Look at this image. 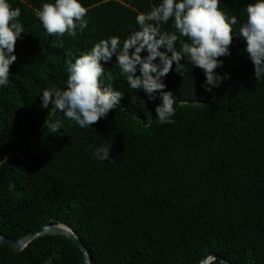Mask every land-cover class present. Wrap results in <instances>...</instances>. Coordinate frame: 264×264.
I'll return each mask as SVG.
<instances>
[{
  "label": "trees",
  "instance_id": "trees-1",
  "mask_svg": "<svg viewBox=\"0 0 264 264\" xmlns=\"http://www.w3.org/2000/svg\"><path fill=\"white\" fill-rule=\"evenodd\" d=\"M45 2L54 0H9L25 33L14 45L10 83L0 88V159L7 158L0 165V234L18 239L62 223L91 264H199L207 253L230 264H264V79L256 82L245 42L233 36L230 55L214 70L228 78L210 93L201 87L203 70L182 60L180 73L173 64L163 80L176 99L174 123L151 127L145 124L156 118L159 94L149 101L131 90L113 56L101 63L123 93L117 108L83 129L57 113L60 130L51 133L39 95L65 88V61L110 36L123 41L138 30L136 15L159 0H80L87 27L59 38L36 17ZM251 2L219 5L236 16L234 33ZM162 31H173L172 22ZM105 145L111 161L94 159L92 151ZM49 260L84 264L63 236L38 238L19 252L0 244V264Z\"/></svg>",
  "mask_w": 264,
  "mask_h": 264
},
{
  "label": "clouds",
  "instance_id": "clouds-1",
  "mask_svg": "<svg viewBox=\"0 0 264 264\" xmlns=\"http://www.w3.org/2000/svg\"><path fill=\"white\" fill-rule=\"evenodd\" d=\"M221 2L159 0L150 11L136 15L138 30L132 31L123 41L118 36H110L95 43L74 62L66 60L65 88L44 89L39 95L41 108L49 109L44 128L51 133L60 130V120H53L57 113L82 129L91 128L117 108L123 93L113 89L111 74L101 63H109L113 56L114 65L131 90H142L149 101L159 94L160 103L154 109L156 118L147 121L146 127L153 123H174L176 99L170 91L164 90L163 80L173 64L175 71L180 73L185 66L182 60L203 70L205 80L201 87L209 93L228 78L227 73L221 76L214 70L223 67L219 57L230 55L233 36L245 42L244 52L252 62L256 82L264 79V0H254L244 7L246 19L236 33L233 26L237 18L226 16L219 8ZM87 11L80 0H54L42 3L36 17L49 36L75 37L87 27ZM20 15V9L13 8L9 0H0V88L10 83L9 67L16 60L14 45L25 33L18 19ZM169 21L173 31H162ZM110 146L96 147L92 157L111 161ZM5 163L7 158L0 159V165Z\"/></svg>",
  "mask_w": 264,
  "mask_h": 264
},
{
  "label": "water",
  "instance_id": "water-1",
  "mask_svg": "<svg viewBox=\"0 0 264 264\" xmlns=\"http://www.w3.org/2000/svg\"><path fill=\"white\" fill-rule=\"evenodd\" d=\"M182 103H186V101ZM46 236H63L70 239L80 249L83 255L84 264H91L88 251L81 243L78 235L69 226L62 223L44 225L40 229L23 235L18 239H10L0 234V244L8 245L14 252H19L27 247L32 241ZM215 259H218L221 264H230L214 253H207L201 258L199 264H210Z\"/></svg>",
  "mask_w": 264,
  "mask_h": 264
}]
</instances>
